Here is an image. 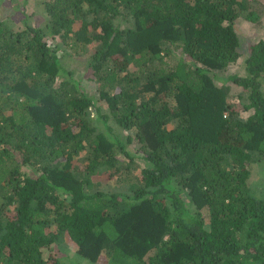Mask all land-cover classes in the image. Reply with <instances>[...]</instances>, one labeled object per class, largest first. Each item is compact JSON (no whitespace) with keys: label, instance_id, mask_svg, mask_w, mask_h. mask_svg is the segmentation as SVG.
<instances>
[{"label":"trees","instance_id":"trees-1","mask_svg":"<svg viewBox=\"0 0 264 264\" xmlns=\"http://www.w3.org/2000/svg\"><path fill=\"white\" fill-rule=\"evenodd\" d=\"M41 2L42 29L0 17V264H63L65 238L88 263L264 264V38L239 62L235 29L264 0Z\"/></svg>","mask_w":264,"mask_h":264},{"label":"rangeland","instance_id":"rangeland-1","mask_svg":"<svg viewBox=\"0 0 264 264\" xmlns=\"http://www.w3.org/2000/svg\"><path fill=\"white\" fill-rule=\"evenodd\" d=\"M0 17L13 30L22 29L25 24L24 22L42 29L48 19L47 14L43 10L41 0H0ZM261 23L263 25L261 24L255 27L252 24L243 22L242 20H237L235 22V29L241 42V57L239 62L248 54L249 48L252 44L264 38V17H262ZM45 39H47L49 44L60 42V38L58 36H54V39H51V35L49 34L45 35ZM58 51V54L61 56L62 64L70 71L71 75L79 81L81 88L93 95V97L97 98L94 84L90 83L86 79V71L88 69L87 61L91 51L87 50L82 52V54H77L74 53L73 50H65L63 45ZM235 71H237V68L232 67L230 70L226 71L225 74ZM229 84L231 87V96L228 98L229 101L240 104L242 101L238 98V95L241 93V89L232 83ZM3 99V96L0 94V106L5 113H9L10 108L8 107V104L4 103ZM97 105L100 106L103 111L107 110V106L103 103V101L100 100ZM241 113L247 114L250 113V110H242ZM116 129L119 130V128H115V130ZM137 170L139 171V169ZM119 183L120 181L114 178L109 182L107 181L103 183L99 186V188L109 191L115 190L119 186ZM249 188L255 192H260L261 189L264 188V163L255 165L249 179ZM76 250L77 246L69 238L60 240L51 247L53 255L59 257L63 264H109V256L104 252H102L97 262L88 263L75 256ZM123 264L134 263L131 259H127Z\"/></svg>","mask_w":264,"mask_h":264}]
</instances>
